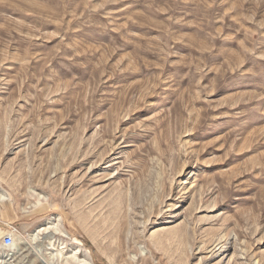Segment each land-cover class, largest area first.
Segmentation results:
<instances>
[{"label":"rangeland","instance_id":"374dc122","mask_svg":"<svg viewBox=\"0 0 264 264\" xmlns=\"http://www.w3.org/2000/svg\"><path fill=\"white\" fill-rule=\"evenodd\" d=\"M0 193V264H264V0H0Z\"/></svg>","mask_w":264,"mask_h":264},{"label":"bare ground","instance_id":"6f19581e","mask_svg":"<svg viewBox=\"0 0 264 264\" xmlns=\"http://www.w3.org/2000/svg\"><path fill=\"white\" fill-rule=\"evenodd\" d=\"M40 199V198H39ZM0 201H6V198H5V195H3V194H1L0 193ZM47 230H49V228H48V225H44V226H42V227H40L39 228V231H38V233H41V232H45V231H47ZM78 253H76V254H82V251H80V249H78V250H76ZM76 256L74 255V259H76L75 258ZM73 258H71V259H73ZM76 261V260H75ZM79 263H83V264H89V262L87 263L86 262V259H84V260H80L79 261Z\"/></svg>","mask_w":264,"mask_h":264},{"label":"built area","instance_id":"2783aa9c","mask_svg":"<svg viewBox=\"0 0 264 264\" xmlns=\"http://www.w3.org/2000/svg\"><path fill=\"white\" fill-rule=\"evenodd\" d=\"M13 244H14L13 236H11V235L6 236V238L3 242V246L4 247H11V246H13Z\"/></svg>","mask_w":264,"mask_h":264}]
</instances>
